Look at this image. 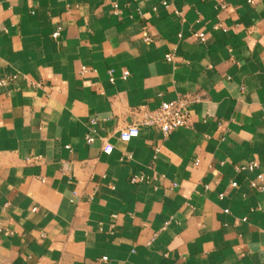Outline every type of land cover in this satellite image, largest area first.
<instances>
[{
	"label": "crops",
	"instance_id": "0c3cea01",
	"mask_svg": "<svg viewBox=\"0 0 264 264\" xmlns=\"http://www.w3.org/2000/svg\"><path fill=\"white\" fill-rule=\"evenodd\" d=\"M10 74L0 264H264V0H0ZM182 95L189 126L119 140Z\"/></svg>",
	"mask_w": 264,
	"mask_h": 264
},
{
	"label": "built area",
	"instance_id": "2783aa9c",
	"mask_svg": "<svg viewBox=\"0 0 264 264\" xmlns=\"http://www.w3.org/2000/svg\"><path fill=\"white\" fill-rule=\"evenodd\" d=\"M162 5L166 6L167 2L163 1ZM114 12L118 11V5L113 4ZM179 14V12H177ZM219 25H217L218 27ZM61 27L58 26L55 31L52 33L53 38H57L60 34ZM200 41H204L205 36L204 33L198 32L194 33ZM146 40H148L146 38ZM167 60H170L171 57L167 56ZM86 71L84 66L80 68V74H83ZM109 80L113 82L114 78L112 76V70H108ZM128 72L125 71L122 74V79H126ZM16 79V74H10L4 76L0 79V86H5L7 83ZM196 101L194 96L190 95H182L173 100L165 101L160 103L157 107L149 109L145 106H138L133 109V119L131 122L126 125L123 129L120 130L118 138L122 142H128L130 139L137 137L139 132L140 126H149L161 131L162 135L166 137L171 131L181 128L187 127L190 125V114H189V105ZM91 124L95 123V119H90L89 121ZM86 141L92 142L93 137L87 136ZM113 147L111 144L105 143L102 146V152L104 154H110ZM158 152V147L154 148V153ZM122 158L131 159V154H127ZM121 158V159H122ZM36 159V158H33ZM197 160L195 164H197ZM242 169L247 171H255L258 169V164L256 162L248 163L246 166L242 167ZM145 179L143 174H134L130 178L131 183L141 182ZM252 188H255L259 191H264V176L261 172H257L255 178L250 180L249 182ZM175 185V184H174ZM232 187L236 186V182L231 183ZM227 212V210H224ZM242 220H245L243 218ZM167 224V222L165 223ZM2 227L0 225V232L2 231ZM5 234L10 233L9 231L5 230ZM105 260V257L103 258Z\"/></svg>",
	"mask_w": 264,
	"mask_h": 264
}]
</instances>
